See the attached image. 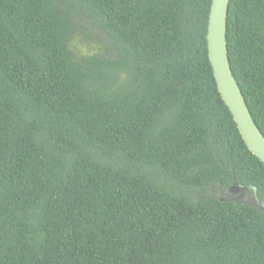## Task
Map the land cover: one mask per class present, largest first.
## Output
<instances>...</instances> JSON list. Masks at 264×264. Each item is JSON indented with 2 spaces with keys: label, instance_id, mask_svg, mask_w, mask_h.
I'll use <instances>...</instances> for the list:
<instances>
[{
  "label": "trees",
  "instance_id": "16d2710c",
  "mask_svg": "<svg viewBox=\"0 0 264 264\" xmlns=\"http://www.w3.org/2000/svg\"><path fill=\"white\" fill-rule=\"evenodd\" d=\"M210 7L0 0V264H264V212L220 200H264V165L218 93ZM226 41L264 136V0L229 1Z\"/></svg>",
  "mask_w": 264,
  "mask_h": 264
},
{
  "label": "water",
  "instance_id": "95a60500",
  "mask_svg": "<svg viewBox=\"0 0 264 264\" xmlns=\"http://www.w3.org/2000/svg\"><path fill=\"white\" fill-rule=\"evenodd\" d=\"M229 1L211 0L206 36L208 58L218 93L228 108L242 141L249 152L264 165V136L252 119L228 60L226 28ZM233 189L235 187L232 186L228 192ZM246 204L264 212V200L247 201Z\"/></svg>",
  "mask_w": 264,
  "mask_h": 264
},
{
  "label": "flooded vegetation",
  "instance_id": "af4514ba",
  "mask_svg": "<svg viewBox=\"0 0 264 264\" xmlns=\"http://www.w3.org/2000/svg\"><path fill=\"white\" fill-rule=\"evenodd\" d=\"M241 191L238 192L237 190ZM220 200L222 201H233L238 204H246L247 201L249 202H257V201H263L259 200L256 193L253 192L250 188H243V187H235L232 191H227V194L225 196L221 197Z\"/></svg>",
  "mask_w": 264,
  "mask_h": 264
},
{
  "label": "rangeland",
  "instance_id": "374dc122",
  "mask_svg": "<svg viewBox=\"0 0 264 264\" xmlns=\"http://www.w3.org/2000/svg\"><path fill=\"white\" fill-rule=\"evenodd\" d=\"M90 33L93 35L95 32L92 30ZM96 39H85V38H78L74 42L73 51L77 54H89L92 53L97 47Z\"/></svg>",
  "mask_w": 264,
  "mask_h": 264
}]
</instances>
